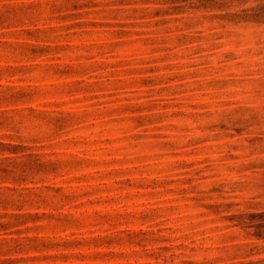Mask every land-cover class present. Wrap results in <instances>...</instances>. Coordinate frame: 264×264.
<instances>
[{"label":"rangeland","instance_id":"rangeland-1","mask_svg":"<svg viewBox=\"0 0 264 264\" xmlns=\"http://www.w3.org/2000/svg\"><path fill=\"white\" fill-rule=\"evenodd\" d=\"M0 264H264V0H0Z\"/></svg>","mask_w":264,"mask_h":264}]
</instances>
